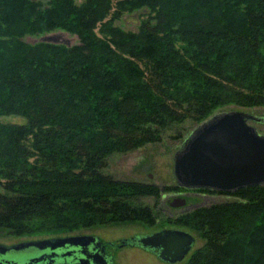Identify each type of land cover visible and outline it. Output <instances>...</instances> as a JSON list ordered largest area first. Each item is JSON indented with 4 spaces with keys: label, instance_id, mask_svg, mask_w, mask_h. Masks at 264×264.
Segmentation results:
<instances>
[{
    "label": "trees",
    "instance_id": "trees-1",
    "mask_svg": "<svg viewBox=\"0 0 264 264\" xmlns=\"http://www.w3.org/2000/svg\"><path fill=\"white\" fill-rule=\"evenodd\" d=\"M140 11L137 32L116 25ZM56 31L79 45L24 41ZM230 106L264 107V0H0V118L26 121L0 122V229L153 225L140 201L181 189L115 180L107 161ZM229 195L176 221L206 241L190 264H264V187Z\"/></svg>",
    "mask_w": 264,
    "mask_h": 264
},
{
    "label": "water",
    "instance_id": "water-1",
    "mask_svg": "<svg viewBox=\"0 0 264 264\" xmlns=\"http://www.w3.org/2000/svg\"><path fill=\"white\" fill-rule=\"evenodd\" d=\"M55 35L40 38L41 43L61 44ZM70 47L69 45H67ZM244 111L216 113L192 131L173 159L175 186L187 190L234 193L242 189L264 187V136L250 122H260ZM186 201H180L179 207ZM82 238H51L7 247L0 244V264H19L18 253L33 248L54 252L68 247H81ZM195 237L185 231H164L140 239L142 247L159 249L165 262H182L192 251ZM41 260L31 258L27 264ZM87 262V261H86Z\"/></svg>",
    "mask_w": 264,
    "mask_h": 264
},
{
    "label": "rangeland",
    "instance_id": "rangeland-1",
    "mask_svg": "<svg viewBox=\"0 0 264 264\" xmlns=\"http://www.w3.org/2000/svg\"><path fill=\"white\" fill-rule=\"evenodd\" d=\"M39 1L44 4H47L50 0H33ZM83 0H77V2H82ZM145 11H140L133 14H126L122 17L120 21L116 23L117 26L121 27L127 32H137L140 27L141 21L145 18L143 15ZM57 36L55 38L56 42L61 43L62 45H69L74 47L79 45V39L77 36L68 34L64 31H56V33L48 34ZM46 37V35L40 36V38ZM39 37H27L24 39L29 44H35L39 42ZM227 111H244L251 115H254L257 118L264 120V107L261 108H252V109H243L235 106H230L224 109L217 111L216 113ZM215 113V114H216ZM0 122L2 123H12V124H25V119L20 117H1ZM261 136H264V123L261 124H252ZM195 125L192 122H187L184 127L182 134L184 138H174L166 137L162 142L156 144H149L140 148L136 151H133L128 154H117L112 156L107 161V166L104 169L103 173L107 176H111L113 179L118 181H131V182H141L151 185H156L159 187L174 186L175 181L173 177V159L176 152L180 149L185 139L192 133L195 129ZM2 188L0 187V193H2ZM202 192V191H201ZM175 192L165 193V197L171 200H180L187 201V198L183 195L178 196L174 194ZM205 196L191 197L189 200L193 205L194 209L205 208L210 205H220L228 204L239 201L240 198L221 193H202ZM163 196V195H162ZM154 198H143L140 202L152 207L155 203ZM186 206L180 207V212L184 211ZM192 212V211H191ZM189 212V213H191ZM157 213L158 224L153 228H148L143 222H128L122 224H108V225H96L84 229H80L68 234H61L58 236H16L12 235L9 231L0 229V243L1 244H14L22 241L36 240V239H45L50 237H59V236H72V235H84L92 234L99 235L103 238L109 240H119L122 238L130 237L135 234H146L153 233L165 228H173L178 226L180 230L192 234L195 239V245L189 255L178 264H190L191 257L201 250L205 244V238L202 232L192 231L188 228L180 226V222H170L167 220L166 216L160 215ZM189 213L182 214L185 216ZM116 264H162L159 262L155 256L141 252L139 250L125 249L116 254Z\"/></svg>",
    "mask_w": 264,
    "mask_h": 264
},
{
    "label": "flooded vegetation",
    "instance_id": "flooded-vegetation-1",
    "mask_svg": "<svg viewBox=\"0 0 264 264\" xmlns=\"http://www.w3.org/2000/svg\"><path fill=\"white\" fill-rule=\"evenodd\" d=\"M254 123L261 124V123H264V120L262 119L260 122H250V125L252 126V124ZM208 192H205V190L201 192L200 190L187 191L183 189H181V191L180 190L176 191L174 194H177L178 196L183 195L187 198L186 204L184 205L186 206L184 208L185 210L182 212H180V207L178 206L180 204V200L168 199L165 197V194H163V196L160 199L155 200L154 205L151 207L154 213L155 223L153 225L146 224V226L148 228H153L154 226L158 224L157 213L155 214V212H158L160 214L158 216H161V214L166 216L167 220L170 222L179 221L180 215L193 211V208H192L193 205L189 199L191 197L195 198L198 196H205V195H202V193L208 194ZM213 205H210L208 207H211ZM194 210H197V209H194ZM168 230L180 231V228L178 226H174L173 228H165L157 232H153V233L135 234L133 236L122 238L117 241L109 240L99 235H92V234L45 238V239H51V238L80 237L82 238L81 244L83 246L82 248L66 246L64 249L55 251L54 252L55 256H53L52 255L53 252L49 250H46L40 253L37 250L30 248V249L25 250L23 253H18L19 264H27L28 260L31 258L41 260V262L37 264H116V254L125 249L139 250L141 252L153 255L162 264H178L180 262L169 263V262H165L162 259H160L159 249L149 250V249L142 247V245L140 244V239L143 236L154 235V234L162 233ZM36 240H44V239H36ZM36 240L22 241V242L10 244V245H6V244H2V245L11 247V246L19 245L21 243H26L30 241H36Z\"/></svg>",
    "mask_w": 264,
    "mask_h": 264
}]
</instances>
